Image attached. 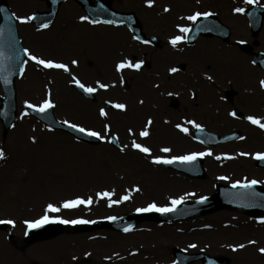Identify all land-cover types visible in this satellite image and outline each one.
I'll return each instance as SVG.
<instances>
[{
    "label": "rangeland",
    "instance_id": "1",
    "mask_svg": "<svg viewBox=\"0 0 264 264\" xmlns=\"http://www.w3.org/2000/svg\"><path fill=\"white\" fill-rule=\"evenodd\" d=\"M111 1L113 6L119 10H133L136 12L142 21L145 33L159 39L170 37L161 34V29L158 27V22L161 21H158V18L154 16L158 14L156 8L163 10L166 6L170 7L167 15L173 17L171 19L173 23L191 25V21L181 20L180 17H185L198 10L216 13L231 27L233 33L229 44L234 46L236 50L228 49L229 51H236L234 53H239V65L233 68L232 64L228 63L223 67L227 70L226 73L228 72L230 75L239 72V120L237 118H233V120L227 114V111L231 108L227 106L226 108L223 107L227 114L224 115L223 119H220L218 115H216L218 119L215 116L210 118V114L207 113L209 117L206 120L214 125L208 126L209 129H216L221 133L239 130L241 137H244V139L217 146H205L188 137L172 135L170 129H164L166 133L162 134L155 123L149 129L150 135L145 138L140 137L139 132L129 133L127 131V124L123 121L124 112L119 109L111 111L110 117H101L98 114L100 105L98 106L97 103L86 100L72 89V75L77 76L85 84L96 86L94 78H92L93 74L98 73V71L103 75L110 73L119 60L131 57L130 53H135L133 49L140 48L142 45L131 40L132 34L125 26L93 25L80 21L79 17L85 15V13L75 1L67 0L61 5L55 22L46 29H36L31 22L21 23L17 20L19 35L24 47L29 48L34 54L43 58L68 63L71 75L59 69H45L37 66L35 62L29 61L25 65L23 75L16 82L17 118L12 128L6 133L3 131L0 122V147L4 148L6 153V158L0 160V188L3 189L5 185H8V187L13 186V190L8 195L5 194L6 190L0 193V220H12L14 223L8 224L7 228H0V233L13 249L21 250L22 256H26L32 261L35 260V257L33 258L28 251L31 247L51 242L63 235L76 237L81 234L87 237L88 245L68 243L67 246L75 249L73 254L64 252L66 255L58 262L54 261L53 258L48 261L42 259L41 262L44 261V264H159L165 259L173 264V261H175L173 251L177 248L184 250L186 253L204 251L213 256L224 255L230 259L229 264H250L251 260L244 259L239 250L234 251L230 247V245L237 244L240 240L238 233H235L237 232L236 228L235 230L227 228L228 225L222 223L221 220H214V215L219 211H228L238 216L250 218L264 216L249 215L243 211L229 208L217 209L181 221L158 223L143 220L133 230L126 233H116L108 229L78 231L79 224H75L55 238L31 244L21 242L28 230V226L24 221L38 219L44 215L48 203L54 201L59 206L61 204L60 199L68 198L66 196L76 197L79 195L87 198L91 195L94 202L91 205H81L73 209L62 208L59 213H49V215H59L63 219L82 218L93 220L112 215H122L138 208H145L153 201L161 206L170 204V200L163 199L162 196L157 194L148 196V193L144 191L142 195L143 188L146 185L148 187L158 185V182H154V176L156 175L168 179L170 183L167 181V186L171 189L167 188V190L172 197H179L186 190L195 193V196L186 197L185 201L214 193L218 184H228L235 180L243 181L245 177L249 180L264 178V170L256 172L251 169V165L244 164V162L240 163V161L251 160L253 154L257 152H264V134L258 132V125H253L246 119L248 115L264 117V87L261 88L259 85V79H264V74L259 67L252 63L251 55L243 52L238 45L242 42L250 43L257 40L259 46H255L253 52H264V24L262 30L253 37L246 16L239 13V17L235 18L229 9V6L235 4H239V7L244 9L252 4L241 3V0H186L180 7L176 3L168 5L164 3L165 0H154L153 5L149 7L146 0ZM8 2L16 16L30 15L36 11L47 9L46 3L41 0H8ZM255 4L264 5V1L258 0V3ZM178 10H182L184 15L180 16L181 12ZM148 12L151 17H154L153 20L143 18ZM78 31L84 34L81 38L75 37ZM165 33H169L168 30ZM205 41L208 40L202 39L199 43L201 47L198 48L197 43L192 51L197 54L198 49H208L210 43H204ZM195 50L197 51L195 52ZM153 52L154 50L151 48L147 51L146 58L148 60H150L149 58L153 59ZM136 54L138 58L142 56L140 50ZM207 55L213 56V58L216 57L214 52L202 51L197 55V59H200L201 56L203 60ZM223 56L224 59H230L227 52ZM73 59L78 60L79 64L71 65L70 61ZM90 60H93L98 68L91 69L88 67ZM152 64L154 68L155 64ZM195 66L196 62H192L187 67L191 71H196ZM230 66L234 70L229 72ZM248 71L254 73L250 75ZM131 75L133 74L128 73V78L131 81H136ZM107 76L108 79L115 80V86L109 87L104 92V101L112 99L116 103H124V77L123 82H121V76L123 75L116 74L113 76L108 74ZM151 83L150 80V86ZM133 84L132 82L133 89L140 91L136 96L144 93L143 89H138ZM152 87L155 91V87L153 85ZM49 89L55 104L54 112L60 120H69L80 123L85 127H91L96 131H101L102 135L109 138L110 135L115 134L119 138L120 145H128V147L122 152L120 148L113 147L108 140H104L99 145L89 146L77 142L73 137L63 132L50 130L29 115L22 117L24 108L27 106L25 101L39 104L46 98ZM247 90L254 92L256 96L247 100L245 92ZM2 96L3 91L0 86V98ZM133 101L135 102L134 98L130 102ZM101 106L104 107L103 104ZM223 110H220L221 114H224ZM165 113L171 116L178 115L175 112V114L172 113L171 110L165 111ZM109 123L111 132L105 133L103 131L104 125ZM157 123L160 124L161 122L158 121ZM215 123L218 124L215 126ZM162 125L163 128L166 127L163 123ZM139 128L141 126L137 125V131ZM33 136L36 137L35 142L31 139ZM251 136L260 137L261 142H253ZM133 139L149 146L152 149V155H184L194 151L201 152L210 149L212 155H207L205 157L207 159L203 162L207 174L201 179H190L174 170L163 169L159 164L152 163L149 155L131 148ZM31 146L34 149L30 148ZM163 147L172 148V152H160ZM243 150L246 151L244 153L251 154L247 157L248 159L241 158V155L233 157L236 151L240 153ZM248 150L251 152H248ZM53 151L59 153L57 158L51 155ZM223 156H226V159L222 158ZM217 157L220 158L217 159ZM61 158L62 161H57ZM51 159L56 160L51 161ZM10 168L20 174L17 179L7 178L8 175L5 172H10ZM134 176L136 177L134 178ZM221 176H227L230 179L221 180L219 179ZM128 183H134V186L142 187V190L139 194H134L128 200L119 204L109 207L106 198L101 199L95 196V193L108 188V190H115L112 199H119L122 197L121 191L124 184ZM26 185L38 186L41 194L36 198L39 199V203L33 201L34 197L24 199L21 190H15V188ZM40 199H47V203L40 202ZM166 225H173L171 230L174 236H171L168 230L162 228ZM206 225H210V227H205ZM232 231L235 235L232 234ZM151 234H155V236H151ZM135 237L137 238L135 239ZM168 239L176 245L175 248L170 249L171 247H168L171 243L166 242ZM157 240L163 242L159 245L162 248V254L156 252ZM193 244L196 247H191ZM56 249L63 252L62 247ZM37 255L43 258L45 254L39 251ZM106 257H111V259H105ZM255 263L263 264L264 254L260 260H255ZM192 264H201V262Z\"/></svg>",
    "mask_w": 264,
    "mask_h": 264
},
{
    "label": "snow or ice",
    "instance_id": "2",
    "mask_svg": "<svg viewBox=\"0 0 264 264\" xmlns=\"http://www.w3.org/2000/svg\"><path fill=\"white\" fill-rule=\"evenodd\" d=\"M246 3L248 4H255L258 3V0H245ZM146 3L148 4L149 7H151L154 3V0H146ZM5 11L4 9H0V12ZM164 12H169L170 11V7H164L163 9ZM236 12L238 13H243L245 12V9L242 7H238L235 9ZM16 20L20 21L21 23H28L33 21L36 17L35 14H30V15H24V16H16L15 13L12 14ZM212 13L210 11H194L192 14L187 15L185 17H180L181 20H186V21H191V22H196L199 18L201 17H209L211 16ZM80 21L83 22H87L93 25H97V24H116L117 21L116 20H99V19H90L89 16L87 15H81L79 17ZM49 27V22H42L40 24V28L42 29H46ZM176 28L179 30L180 34L179 35H173L170 38V44L173 47H176L180 42L182 41H187L190 39V37L187 35L188 33H190L192 31V26L188 25V24H177ZM135 39L140 40L141 38L139 36L135 37ZM145 44H149L151 41L149 40H143L142 41ZM19 54H23V56H26L27 59L24 60H20L19 62L22 65H26L29 61H33L36 63L37 66H41L45 69H59V70H63L64 72H68L71 75V69L69 67L68 63H64V62H60L57 61L55 59H46L43 58L37 54H34L32 52V50H30L27 47L21 48L18 50V56ZM0 58H3V53L0 52ZM71 65H78L79 61L76 59H73L70 61ZM145 61L142 59H137L135 60V62L132 59L129 58H124L119 60L116 64H115V70L118 73H123L124 70L126 69H133V70H141L142 66L144 65ZM5 69L0 67V71H4ZM169 71L171 73H175L178 71V68L176 67H172L169 69ZM24 73V68L21 67L20 68V74L23 75ZM9 75H11V73H9ZM209 80L212 79L211 76L208 77ZM4 82L5 84L10 83V80H8L7 77L4 78ZM71 82L76 85L79 89H81L84 93L86 94H93L96 93L99 89H104L107 90L109 87L115 86V82L112 83H106V82H101L100 80H96L95 81V87L90 85V84H85L84 82H82L77 76L72 75V80ZM121 82H123V76H121ZM260 85L261 87H264V80L260 81ZM158 86V85H157ZM171 95V93H170ZM193 95L195 96V93H193ZM107 103L112 104V101H108ZM140 103H143V101L141 100ZM25 104L27 105L28 109H31L33 111L39 112V113H46L49 109H52L55 107V104L52 100V93L51 90L49 89L47 92V96L45 99H43V101L39 104H33L30 103L29 101H25ZM115 109H119V110H126L127 106L124 103H115L112 105ZM101 117H105L107 118L109 113L105 110V108H100L99 109V113H98ZM28 115L27 110H25L22 113V117ZM231 116L236 117L237 116V112L235 110H233L230 113ZM246 119L248 121H250L253 125H258L261 129H264V122H262V120H264V117H258L255 115H248L246 117ZM64 125H66L68 128L74 130L77 133H81L85 136H90V137H96L101 141L104 140H108V142L110 143H116L119 144V138L117 135L112 134L110 139L108 136L106 135H102L101 131H96L91 127H85L83 125H81L80 123H74L71 122L69 120H64L62 122ZM153 124V120L151 117H149L146 121V124L144 125V127L139 131V136L140 137H148L150 135V127ZM185 124L187 125H192L195 129L199 130V131H203L204 130V126L200 123H197L195 120H186L184 124L181 123H177L175 125V127L177 129H179L181 132L185 133V134H189L190 129L189 127L185 126ZM103 131L105 133H110L111 132V125L110 124H105ZM129 133H132V129L129 128L128 129ZM195 138V137H194ZM239 139H244V137H238ZM32 141L35 142L36 137L33 136L31 137ZM128 147V145H123L120 148V151H124L126 148ZM131 148L136 149L144 154H147L151 157L152 163L154 164H165V165H171V164H191L192 162L196 161L197 158L199 157H204L206 155H212L211 150L209 149L208 151H201V152H190L184 155H171V156H165V155H152V149L149 146H146V144L143 143H139L137 142V140L133 139L131 141ZM160 152L162 153H171L172 152V148L170 147H163L160 149ZM240 155L243 156H248L251 155L250 153H240ZM6 158V153H5V149L0 147V160H3ZM220 157H217V159H219ZM255 158L256 159H260V160H264V152H257L255 154ZM219 179L221 180H228L230 179L227 176H221L219 177ZM258 183H264V181H258L256 179H251L249 180L248 178H244L243 181L241 180H235L232 183V187L233 188H243L246 190H252L254 185H257ZM134 191H140L139 186L135 187L133 189ZM115 195V190H103L100 192L95 193V196L101 199H107L108 205L109 207H111L112 205L115 204H119L122 201L128 200L130 198V193L129 194H125L124 196L120 197L119 199H112V197ZM251 195L256 196V195H260L255 193L254 191L251 192ZM188 196H195V193H185L184 195H181L179 197H172L170 198V204L167 205H158L155 201H153L152 203L148 204L147 207L145 208H138L137 211L138 212H150V211H156L159 213H170V212H175L177 210V206L182 204L185 201V198ZM207 199V197L205 196H201L199 202L203 203L205 200ZM94 202V198L93 196H88L87 198L83 197V196H76L75 198L72 199H65L59 206L55 203H48L44 212V215H42L41 217H39L38 219H34V220H25L24 223L28 226V228L30 229H36V228H40L41 226L48 224V223H52V222H60L63 224H88V223H95V221L92 220H85L82 218H77V219H63L62 217H60L59 215L56 216H52L49 215V213H59L61 211V209H73V208H77L81 205H91ZM106 219L109 220H116L117 217L115 216H109L106 217ZM260 222L264 223V217L260 218ZM0 223H8V224H13L14 221L12 220H7V221H2L0 220ZM205 227H210V225H206ZM131 228V225H129L128 227L124 228L125 232H128ZM257 242L254 240H249L248 244H256ZM191 247H196V245H191ZM230 247L235 251V250H239V249H243L246 247L245 244L240 243V244H235V245H230ZM134 251H138V250H134ZM258 251L262 254H264V247H260L258 249ZM118 255V254H116ZM75 259V257H74ZM105 259H111V257H106ZM173 264H175V261H173Z\"/></svg>",
    "mask_w": 264,
    "mask_h": 264
},
{
    "label": "water",
    "instance_id": "3",
    "mask_svg": "<svg viewBox=\"0 0 264 264\" xmlns=\"http://www.w3.org/2000/svg\"><path fill=\"white\" fill-rule=\"evenodd\" d=\"M63 0H48L49 5L51 7L50 11L45 13H37L36 18L34 19V23L36 26H40L42 22H51L54 20L56 13L58 11V7ZM83 7L88 11V13L93 17L101 18L104 20H116L117 24L127 23L139 37H143L141 25L138 23L137 19L133 16V14H121L117 13L110 7L109 3L103 2V0H78ZM94 2H97L96 6L93 5ZM0 9H4L5 11L0 12V52L3 53V58H0V67L4 68V71H0V80L3 84V88L5 91V97H3L2 104L0 105V119L4 123L5 131L11 126L16 112V99H15V77L20 73V68L22 64L19 62L20 60H24L25 56L23 54H18V50L23 48L21 40L18 37L16 20L12 15L9 5L6 0H0ZM248 16L250 17L252 23V30L254 33H257L261 27L264 19V8L253 7L248 12ZM222 34L227 39L230 35V31L228 28L219 23L216 19L202 17L193 28L190 34V42H192L195 38H197L200 34L204 35H214V34ZM246 51H250L251 47L249 45L243 46ZM256 61L264 66V54L260 55L256 58ZM11 73V75H9ZM7 77L10 80V83L5 84L4 78ZM89 96V94H87ZM32 113L43 120L45 123L52 127L60 128L65 131L71 132L77 137L84 139L91 143H96L97 139L85 136L81 133H77L74 130L68 128L66 125L60 123L55 118L52 109H49L46 113H39L32 110ZM237 136V133H234L228 137L218 140H214V142L225 141L227 139H231ZM200 159L191 164H177L174 165L175 168L186 171L187 173H192L193 176H202L204 175L203 168L200 164ZM223 187L218 191L217 195L210 199L208 204H194L189 207H182L180 210L176 211L170 218H181L188 217L194 215L199 212L209 211L218 207H239L243 210L254 212L259 211L264 213V190L262 189H252L246 190L254 191L257 194L253 196L251 192L246 194H239V191L233 192L232 189H227V191H223ZM239 190V189H236ZM126 218H134L136 221L141 219L139 217L127 216ZM107 227H112L111 224H105ZM63 231V226L61 225H49L44 226L40 229L33 230L28 238V241L32 242L35 240L48 238L55 236ZM199 257V256H197ZM178 258L180 260L179 264H186L187 261L196 259L193 258H185L183 255L178 254ZM221 264H227L226 261L221 260ZM211 264H217V262H212Z\"/></svg>",
    "mask_w": 264,
    "mask_h": 264
},
{
    "label": "flooded vegetation",
    "instance_id": "4",
    "mask_svg": "<svg viewBox=\"0 0 264 264\" xmlns=\"http://www.w3.org/2000/svg\"><path fill=\"white\" fill-rule=\"evenodd\" d=\"M166 39L163 38L164 42H160L158 47L160 52L156 55L158 66L156 79L166 89L171 90L170 93H172L173 98L172 100L169 99V93L157 95L156 104L151 108L153 115L172 124H177L185 123L186 120H206L209 116L211 118L216 117V115L223 119L226 114L223 107L239 108V72L228 76L223 69V55L226 52L225 43L216 39L208 42V44L210 43L208 49L201 48L203 52L216 53V57L205 63L203 67L204 78L196 79L197 71L187 69L188 64L194 62L191 50L187 47H173ZM141 54L146 56L147 53ZM180 58L185 61L184 70H180ZM172 67L178 68V71L171 73L169 69ZM209 76L212 77L211 80L208 79ZM150 80L153 79H147V81ZM138 83L143 86L142 78ZM228 87L233 91L230 95L227 92ZM145 95L151 99L154 98L153 94L145 93ZM131 96L132 94L129 95V97ZM134 97H142V94L134 95ZM168 110L178 115L174 113L175 115L171 116L165 113ZM220 110H223L224 114H221ZM137 112L138 109L128 107L126 109V121L133 120ZM146 112L147 109H145V114ZM207 113L210 115L208 116Z\"/></svg>",
    "mask_w": 264,
    "mask_h": 264
},
{
    "label": "bare ground",
    "instance_id": "5",
    "mask_svg": "<svg viewBox=\"0 0 264 264\" xmlns=\"http://www.w3.org/2000/svg\"><path fill=\"white\" fill-rule=\"evenodd\" d=\"M228 1H231V0H228ZM185 2H186V0H171V1L165 0L164 1V3H166L168 5L172 4V3H176L177 5H180V7ZM240 2L246 3L245 0H241ZM167 7H169V6H167ZM156 11L158 12V15H154V16L158 18V21H161V22H158V27L161 30L169 29V27L171 26V21H172L171 19L173 17H170L169 15H167V13H161V11H163L162 9L156 8ZM178 11L181 12V16L184 15L182 10H178ZM153 19H154V17L152 16L150 18V20H153ZM69 25H71V24H69ZM82 25H84V24H82ZM77 33L75 35V37H77V38H81L84 35L83 33L79 32V31ZM263 34H264V31H263ZM230 52H232L233 57H234L232 59V63H235V66H238L239 65V56L237 55V53H234L236 51L231 50ZM230 70L232 71L233 69L230 67ZM248 73L251 75L252 72L248 71ZM142 81H143V85L147 86V83H146L147 79H144ZM146 88H148V86ZM149 92H151V90H149ZM156 125L159 127L160 131H164V129H169L168 127L163 128V125L159 124V123H157ZM251 129H252V127H251ZM258 132L260 133L261 131L259 130ZM257 134H254V135L256 136ZM251 137L253 138V142H257V141L261 142L259 139L260 137H258V138L254 137V136H251ZM30 148L34 149L32 146ZM37 151H40V150H37ZM253 151H257V150H253ZM51 155L55 156L57 158L59 153L53 151ZM206 156L203 157L204 160L207 159V158H205ZM55 160L56 159H51V161H55ZM57 161H62V158L57 159ZM252 161L253 160H249V161L244 160L243 162H244V164L252 165ZM253 170H255L256 172L261 171L258 169H253ZM5 173L8 175L7 178H10L13 180L17 179L20 176L19 173L17 174L15 172V170H13L11 168H10V172L6 171ZM135 177L136 176H134V178ZM154 180L153 181L155 183L158 182V185H154L152 187L151 186L148 187L146 185L143 188L142 195H143V192L145 191L146 193H148V196H150V195L153 196L154 194H157V195L162 196L163 199L166 198V200H170L172 195L167 190V188L171 189V187L167 186L168 179H165V178H162L161 176L156 175V176H154ZM177 183L182 184L180 182H177ZM133 186H134V183H128L126 185L124 184L123 189L121 191V196H124L125 194H129V193H130V196H133L134 194H139L140 191H138V192L134 191L133 189L136 186H134V187ZM140 188H141L140 190H142V187H140ZM106 189L108 190V188H106ZM106 189H103V190H106ZM3 190H6L5 194L8 195L9 192L11 190H13V186L10 185L8 187V185H5L3 189L0 188V193L4 192ZM15 190H17V191L21 190V193L23 194L24 199H28V198L30 199V198L34 197L33 201L36 203H39V199L36 198L37 196H39L41 194V192H39L40 189L38 188V186H36V185L35 186H30V185L20 186L19 188H15ZM190 192H191L190 190L183 191L182 195H184L185 193H190ZM66 197H68V198L64 197V199L63 198L60 199V203H62L65 199L75 198L73 196H66ZM40 200H41L40 202H42V203H47V201H46L47 199H44V200L40 199ZM51 203H54V201H52ZM214 218H215L214 220L218 221V219H219L222 221V223H224L225 225H228L229 227L227 226V228H230L233 230H235V228H236L237 232H235V233H238L239 239H240L239 242H237V244L243 243L246 245L245 248L239 249V252L242 253V257H244V259L251 260V262H249L250 264H257V263H255V260H258V259L260 260V258H262V256H263V254L260 253L258 251V249L260 247H264V223L260 222V218L243 217L240 215L238 216V215H235L234 213L228 212V211H219L218 213H216L214 215ZM172 226L166 225V226H163L162 228L168 230L169 234L171 236H174V234H172V230H171ZM235 233H234V231H232L233 235H235ZM151 236H155V234H151ZM136 238L137 237H135V239ZM141 238H145V237H141ZM249 240H254L257 243L256 244H248ZM157 242H158V244L156 247V252L161 253L162 248H160L159 245L163 244V242H161V240H157ZM166 242H171V240L168 239V240H166ZM68 243H76V244H80V245H82V244L88 245L89 244L87 241V237L85 235L80 234L76 237L72 236V235H63V236L59 237L58 239H55L51 242L43 243L40 246L38 245V246L29 248L28 249L29 253H31L33 258L35 257V260L32 261V260H29L26 256L23 257L21 254V250L13 249V247H11L9 245V243L5 240V238L0 233V264H44L43 263L44 261L41 262L42 259L45 261H48L52 258L54 261L58 262V261H61L63 259V256L66 255L65 253H68V254L74 253L75 249L67 246ZM61 247H62L63 252H61L59 249H56V248H61ZM168 247L169 248L171 247L170 249H173L176 247V245L171 242ZM39 251L44 252L45 255L43 258L38 257V255H41V254L37 255V252H39ZM52 252H53V254H52ZM159 264H172V262L165 259L162 262H160Z\"/></svg>",
    "mask_w": 264,
    "mask_h": 264
}]
</instances>
